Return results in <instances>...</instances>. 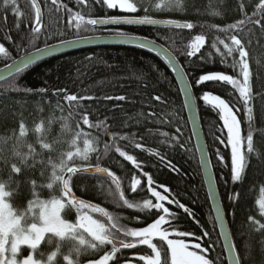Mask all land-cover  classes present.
Instances as JSON below:
<instances>
[{
  "label": "trees",
  "instance_id": "1",
  "mask_svg": "<svg viewBox=\"0 0 264 264\" xmlns=\"http://www.w3.org/2000/svg\"><path fill=\"white\" fill-rule=\"evenodd\" d=\"M37 1L42 13V28L38 36L32 33L35 16L29 0H14V3L9 0L7 5L4 0H0V45L8 51V56L0 54V67L49 44L79 37L114 34L115 31L148 38L164 46L187 74L217 193L241 264H264V229H259L249 219L251 217L264 223V211L259 206V202L264 200V100L253 101L254 151L251 154L246 152L248 165L243 178L233 183L226 129L223 128L218 110L205 104L201 97L204 92H211L225 99L234 111L239 108L238 116L246 136L248 125L244 108L238 92L231 85L219 81H208L200 85L196 83L201 75L214 71L237 76L228 66L232 58L222 64L220 55L211 46L217 37L225 39L237 34L248 42L253 93H264V29L248 24L242 33L239 30L226 33L219 31L246 17H253V13H256L253 19L264 20V12L257 8L260 0H181L182 10L153 11L146 5L138 7L135 14L108 9L103 0H57L56 5L51 0ZM76 13L85 19L146 15L150 18L187 21L193 23L194 27L182 30L113 26L91 30L92 26H87L89 30L84 27L77 30L69 24L70 18ZM199 34L205 35L206 43L196 56L189 57L187 45ZM217 46L224 51L222 45ZM72 94L77 95L78 99L82 96H92L94 99L80 101L79 105L75 101L68 103L65 96ZM119 95L125 96L126 100L105 99L106 96ZM157 95L161 97L160 101L152 99ZM85 115L91 127L83 124ZM21 123L25 126L23 137L20 136ZM37 127L41 128L40 132L36 131ZM177 127L181 128L179 135L175 131ZM77 132L87 133V138L93 140L96 148V152L91 153L87 161L76 156L71 161L67 160L68 151L74 152L77 146L81 149L84 147L83 135L78 138L76 146L71 144ZM161 133H167V136ZM112 134H116L115 141L111 139ZM172 137H178L179 143ZM137 143L142 147L137 148ZM44 144L49 147L44 148ZM105 144L109 145L107 153ZM180 144L184 147L181 148ZM117 146L135 156L141 167L137 168L121 157L115 151ZM17 152L27 157L26 164L19 162ZM62 154H65L63 161L66 165L63 171ZM168 161L174 167L168 166ZM12 163L21 167L20 173L11 171ZM97 165L109 169L119 178V190L112 177L81 172L71 174L66 170L67 167L83 169ZM145 172L153 177L152 187L174 201L171 204L168 201L162 202L175 214V219L166 217L170 223L163 227L168 228L170 233H191L183 238L185 242L194 244L202 241V247L208 249V258L218 264H228L180 90L167 66L156 55L131 45L80 49L30 65L0 82V183H4L5 190L12 193L6 200L18 211L27 212L29 205L38 200L62 199L65 205L61 212L63 219L76 222L79 213L87 212L105 224L117 241H129L132 238L124 235V229L145 227L163 214L154 208L130 209L120 199V193L123 192L124 199L134 205H142L146 199L152 200L153 204L157 203L149 190L147 177L143 174ZM56 176L69 180L72 194L83 200V205L73 204L71 198L63 197V185ZM134 178L141 180L136 191H132L131 187ZM50 184L51 188L48 187ZM175 201L189 211L185 212ZM35 211L38 212V208ZM104 212L112 217L111 221ZM31 215L29 213V221ZM205 231L209 236L203 235ZM49 237L52 244L48 243ZM57 241L58 238L52 234H46L38 252L52 251ZM77 244V241L70 238L60 241L62 255L56 258V264H67L63 257ZM161 249L163 259L167 255V248L163 246ZM111 250L112 246L108 244L88 249L79 257V264L99 259ZM134 254H150V249L141 244L130 249L122 248L109 264L128 260ZM73 258L76 259L75 255Z\"/></svg>",
  "mask_w": 264,
  "mask_h": 264
},
{
  "label": "snow or ice",
  "instance_id": "2",
  "mask_svg": "<svg viewBox=\"0 0 264 264\" xmlns=\"http://www.w3.org/2000/svg\"><path fill=\"white\" fill-rule=\"evenodd\" d=\"M7 5L9 0H4ZM99 2V0H97ZM14 3V0H13ZM53 5L57 4V0H51ZM138 3L139 0H103V4L106 5L108 9H119L123 13L135 14L138 12ZM33 7L35 8V20L32 26V33L36 36L41 32L42 28V15L41 8L36 0H33ZM158 9H176L182 10L183 4L181 0H160V2L156 5ZM257 8L264 12V0H260ZM256 16V13H253V17ZM253 17H246L244 20H239L235 24L228 25L226 28L219 29L221 32H229L236 31L239 32L244 31V26L250 24L252 26H259L261 29H264V20L260 18L253 19ZM73 21H75L73 25ZM167 24L174 26L175 28H183V29H192L194 24L191 22H181L179 20H156L152 19L148 16H135V15H121V16H108L105 18H89L85 19L83 15L80 13H76L69 20L70 26H74L75 29L79 30L82 27L85 30H89L87 26H92L91 30H96L97 26L101 25H121V24H138V25H157V24ZM212 27H217L216 25H212ZM114 36L118 39L126 43H134L135 46L148 49L150 51H156L155 48L152 47L154 41L149 40L148 38H141L136 36H128L124 31H115ZM88 37H79L75 40H62V44L73 45L79 42V39H86ZM206 43V37L203 34L195 35L191 42L187 45L188 51L187 56L194 57L200 50L204 47ZM247 41H245L240 35L232 34L227 36L225 39H220L217 37L213 43L212 48L216 50V52L220 55L221 63L225 64L228 61V58H232V62L229 67L233 69L234 72L237 73V76H233L230 74H225L224 72L214 71L204 75H201L199 79L196 81L197 85H200L204 82L208 81H219L224 82L228 85H231L232 88L238 92L239 100L242 103L244 108V113L246 116V123L248 125L247 135L245 136L242 132L241 119L238 116V112L240 111L237 108L235 111L233 107L229 105L225 99H222L219 95H214L211 92H204L201 99L205 102V104L210 105L214 110H218L219 118L223 122V128L226 129L227 136V146H230L231 152V179L233 183L241 181L245 172V169L248 165V154L253 153V120H254V100H264V93H260L254 95L253 86H252V71L250 70L249 65V51L247 50ZM217 45H222L224 51H221V48ZM55 45L45 46L44 48H37L35 52H27L24 56H22L19 62H13L6 67V71L4 73H0V80H4L8 76H12L14 73H20L23 69L29 67V65L33 64L39 57L49 54L50 52H54L56 50ZM0 54L3 56H8L7 49L0 45ZM163 54L166 62L171 66L173 71L176 73L177 77L184 84V87L181 89L185 95V107L190 105L192 101V92L191 86L187 79V74L182 67H179L177 64L176 58L168 52L167 49L161 48L160 51L157 52V55ZM238 55V58H237ZM94 99L92 96H82L77 97V95H67L65 96V100L68 103L73 101L77 102L79 105L80 101L83 100H91ZM105 99L108 100H118L125 101L126 97L123 95L119 96H106ZM152 99L160 101L161 97L159 95L152 97ZM143 116V113H140ZM193 123L195 124V118H193ZM83 124L91 127L89 123V118L87 115L84 116ZM37 132L41 131L40 127H37ZM151 131V130H150ZM176 133L181 134V128L177 127L175 129ZM25 135V126L23 123L20 124V136L23 137ZM83 135L85 138L83 140V149L80 147H75V151H68L66 153L67 160L71 161L74 156L81 158L82 160L87 161L89 159V155L93 152H96V148L93 146V140L87 138V133H76V138L71 140V144L76 146L78 144V138ZM161 135L167 136V133H161ZM111 139L113 141L116 140V134H112ZM120 139H125V137H120ZM173 140H176L179 143L178 137H172ZM224 141L222 140L221 143ZM164 143V141H161ZM246 146V151H245ZM44 148H48V144L43 145ZM137 148H141L142 145L137 143ZM180 147L183 148L184 145L180 144ZM105 153H107L109 149V145H104ZM115 151L121 156L124 157L127 161L131 162L137 168H140L141 165L137 162V159L133 155H129L127 152L122 151L120 147H115ZM201 156L204 157V149L200 148ZM159 155V153H155ZM63 155L61 159V171L64 170L66 166L63 161ZM16 156L19 158V162L22 164L27 163V157L21 155L19 152L16 153ZM161 160L164 159L163 156L160 157ZM220 160H223V157H220ZM8 161L5 160V164ZM201 163L204 165L205 172L208 174L207 184L209 189V197L215 198L216 188L214 177L211 173L208 172L209 168V160L207 158H203ZM168 166L174 167L171 165V161H168ZM67 172L74 174L80 171L88 172V168L80 169L76 167H67ZM97 172H106L108 176L112 177L113 182L116 185L117 190L120 188V180L116 177L109 169L101 168L99 166L95 169ZM11 171L13 173H20L21 167L17 166V163L11 164ZM147 177V184L149 186V190L151 191V195L156 198L157 203L153 204L152 200L146 199L143 201L142 205H134L129 203L128 200L124 199L123 192L120 193V199L124 200V203L128 208L135 207H143L144 209H156L161 210L163 212L162 215H159V218L155 219L153 223L148 224L146 227L142 228H127L124 229V235L126 237H131L132 239L129 241L119 240L117 241L116 237L113 233H111L108 229H106L105 224L99 222L96 219H93L90 215L84 214L79 217V222L77 224H72L67 222L62 218L61 212L64 209L65 205L62 199L53 198L50 201H36L34 204H30L27 212H22L23 214L31 213L33 216L37 213L39 217L44 220L46 223L43 227H37L35 223L31 224V233L22 231L19 235H15L13 239L10 241L7 239L9 235L8 232L0 231V264H8L7 261V252L5 251V246L10 244V251L12 256L14 257L13 264H35L32 259V256L29 254L22 260L17 259V254L21 250V246L26 245L29 249L35 250L38 245L41 244L42 240H45L46 234L56 233L58 236L70 238L73 241H77L78 244L72 250L76 257V264H79V257L85 253L88 249H97L100 246L105 244L111 245V252H106L103 256H101L97 260L89 261V264H109V261H112L116 253L120 251V249H130L136 247V244L147 245L148 248L151 249L152 255H141L139 256V260L143 261L144 264H218L217 261L208 258L207 251L208 249L202 247V241L194 244H189L185 242L184 237H188L191 235L189 232L185 231H176L171 232L168 228L163 227L166 224H169V219L166 217H171L175 219V214L169 211L168 207L164 206V201H168V203H173V200H169L167 195L161 194L160 191H156L152 185L154 184V180L152 175L148 173H143ZM58 181H60L63 185V197L71 198V203L76 204L75 198L72 196V188L69 186V180L64 179L63 176L55 177ZM141 184L140 179H133L132 182V191H136L138 185ZM49 188L52 185H48ZM163 187V185H160ZM165 192L168 191L167 188L164 189ZM12 195L9 191L5 190V184L0 183V229L7 227L11 229L14 226V223H19V221L8 222L7 225L3 223V209L8 207L6 203V198ZM239 194L237 193V196ZM180 208H183L185 212L189 210L185 208L183 204H179L178 201H175ZM81 205H83V201H79ZM259 206L262 211H264V200L259 202ZM87 207V206H85ZM38 208L39 211L36 212L35 209ZM99 211H104L103 209H99ZM215 219L219 223L220 227L223 228L225 223V215L221 212L219 206L215 208ZM108 219L111 221L112 217L108 215L107 212H104ZM253 224H257L259 229H264V223H260L259 221L253 220L251 217L249 218ZM52 221V223H48ZM113 228L116 227L115 224L112 225ZM80 230H83V233H87L91 239H85V236L81 233ZM224 237L223 248L227 251L229 257L231 258V264H241V258L237 253V249L235 244L230 241L228 233H221ZM170 235H174L178 238H169ZM205 237L209 236V233L205 231L203 233ZM158 238L160 241L166 242L167 245V255L162 259V249L158 248L153 240ZM200 239V238H196ZM49 244H52V241H48ZM211 247V245H209ZM63 259L67 262V264H72V260L69 259L68 255H65ZM49 260H52V257H49Z\"/></svg>",
  "mask_w": 264,
  "mask_h": 264
},
{
  "label": "water",
  "instance_id": "3",
  "mask_svg": "<svg viewBox=\"0 0 264 264\" xmlns=\"http://www.w3.org/2000/svg\"><path fill=\"white\" fill-rule=\"evenodd\" d=\"M29 2L33 5V0H29ZM36 3H38L37 0H36ZM41 15H42V13H41ZM34 16H35V8H34ZM152 19L161 20V21L169 20L167 18H152ZM34 20H35V18H34ZM172 20H174V19H172ZM181 22H185V21H181ZM113 26H145V27H154V28H173V29L188 30V29H183V28H175L174 26L163 24V23L157 24V25H148V24H145V25H138V24H132V25H128V24L101 25V26H97V27H113ZM141 38H144V37H141ZM75 39H78V38H75ZM75 39H70V40H75ZM149 40H151V39H149ZM152 41H154V40H152ZM51 45L57 46L56 50L54 52H50L47 55L39 57L33 64H36L38 62H41V61H43L45 59H48V58H51V57H54V56H57V55H61V54H64V53H68V52H72V51H76V50H80V49H87V48L101 47V46H123V45L135 46L134 43H126V42L122 41L121 39L116 38L114 36V34H101V35L88 36V38H86V39H79V42L76 43V44H73V45L62 44L61 42H57V43L49 44V45H46V46H51ZM44 47L45 46H43L41 48H44ZM135 47H137V46H135ZM152 47L155 48L156 51H150L148 49L147 50L152 52L154 55H156L167 66V68L171 72L172 76L174 77V79H175V81H176V83L178 85V88L180 90V93H181V96H182V100H183V103H184L185 102V95H184V92L181 90L184 87V84L177 77L176 73L173 71L171 66L166 62V60L164 59L163 54L157 55V52L160 51L161 48H164V49H166V48L164 46H162L161 44H159L158 42H156V41H154V44L152 45ZM35 51H36V49L33 50V51H30V52H35ZM25 54H23V55L19 56L18 58L12 60L8 64L0 67V73H4L6 71L7 65H9V64H11L13 62H19L20 58L22 56H24ZM33 64H31V65H33ZM177 64H178L179 67H181L180 64L178 63V61H177ZM9 77H11V76L6 77L4 80L8 79ZM4 80H0V82H2ZM184 107H185V103H184ZM185 110H186V114H187V117H188V121H189L190 129H191L194 145H195V148H196L197 156H198V159H199V166H200V169H201V173H202L203 180H204L205 187H206L207 194H208L209 193L208 184H207L208 174L205 172L204 165L201 163L203 158H207L208 159V154H207V149H206V145H205V141H204V137H203V132H202V129H201V126H200V122H199V119H198V115H197V111H196V106H195V101H194L193 94H192V101L190 102L189 106L185 107ZM193 118H195V124L193 123ZM200 148L204 149V154H205L204 157L201 156V152L199 151ZM97 166H99V165H97ZM97 166L87 167L89 169L88 172H84V171H80V172L81 173H85V174H89V175H101V176H105V177H110V176H108V174L106 172H97L95 170ZM101 168H103V167H101ZM208 172L211 173L212 176H213L210 163H209ZM215 188H216V185H215ZM72 196L75 198V200L77 202L76 204H78L79 201H83V200L79 199L78 197H76L74 194H72ZM208 198H209L210 206H211L212 213H213V216H214V219H215V216H216L215 208L217 206L220 207L221 212L223 213V210H222V207H221V203H220V200H219V196H218V193H217V189H216L215 198L213 199V198L209 197V195H208ZM215 222H216V225L218 227V231H219V234H220V238H221L222 244H224V237L221 234L222 232H227L228 236H229V239L231 241L229 230H228L227 223H226V219H225V223H224L223 228L220 227V225L216 221V219H215ZM225 254H226V258H227V263L231 264V258L229 257V255H228L226 250H225Z\"/></svg>",
  "mask_w": 264,
  "mask_h": 264
},
{
  "label": "clouds",
  "instance_id": "4",
  "mask_svg": "<svg viewBox=\"0 0 264 264\" xmlns=\"http://www.w3.org/2000/svg\"><path fill=\"white\" fill-rule=\"evenodd\" d=\"M6 203L8 207L3 209V223L7 225V223L10 221L11 222L19 221V223H14V226L11 229H8L7 227L0 229V231L9 233V235L7 236V239L9 241L13 239L15 235H19L22 231L31 233L32 231L31 224L33 223H35L37 227H43L42 221L40 220L38 213L34 216L31 215V220L29 221V214H23L22 212L18 211L8 201H6ZM51 234L56 238H58L56 246L52 249V251L47 253L38 252L39 246L41 244L38 245L35 250H32V253L30 255L32 256V259L35 262V264H56V258L62 255L60 241H63L66 237L58 236L54 232ZM48 241H52L51 237H49ZM42 242H44V240H42L41 243ZM10 247H11L10 244H7L5 246V251L7 252L8 264H13L14 257L11 254ZM50 256L52 257V260H49ZM68 256L69 259L72 260V264H76V259L73 258L74 253L72 251L69 252Z\"/></svg>",
  "mask_w": 264,
  "mask_h": 264
},
{
  "label": "rangeland",
  "instance_id": "5",
  "mask_svg": "<svg viewBox=\"0 0 264 264\" xmlns=\"http://www.w3.org/2000/svg\"><path fill=\"white\" fill-rule=\"evenodd\" d=\"M160 2V0H139V3H138V7H141V6H148L149 7V9H151V10H153V11H165V12H167L169 9H163V10H161V9H158L157 7H156V5L158 4ZM39 210V209H38ZM84 214H87V215H90L89 213H87V212H82V213H79L78 215H77V217H76V222H70V221H67V222H69V223H72V224H77L78 222H79V217L80 216H82V215H84ZM91 216V215H90ZM93 219H95L93 216H91ZM40 220L42 221V224H43V226L45 225V221L44 220H42L41 218H40ZM48 223H52V221H49ZM151 223H153V222H151ZM146 227V226H145ZM81 231V233L85 236V239H91V237H89L88 235H87V233H83V230H80ZM169 238H176V237H169ZM156 240L157 241H159L160 242V244H158L157 242H156ZM162 242V243H161ZM153 243H155L156 245H157V247L158 248H160L161 249V247H163V246H165L166 248H167V245H166V242H164V241H160L158 238H155L154 240H153ZM138 244V243H137ZM147 246V245H146ZM148 247V246H147ZM150 249V248H149ZM32 253V250L31 249H29L26 245H23V246H21V250H20V252L18 253V256H17V259H19V260H22L23 258H25L27 255H29V254H31ZM153 253H152V251H151V249H150V254H134V255H131V257L128 259V260H123V261H121V262H118V263H115V264H144V262L143 261H140L139 260V256H141V255H152ZM97 260V259H96ZM83 264H89V261L88 262H85V263H83Z\"/></svg>",
  "mask_w": 264,
  "mask_h": 264
},
{
  "label": "bare ground",
  "instance_id": "6",
  "mask_svg": "<svg viewBox=\"0 0 264 264\" xmlns=\"http://www.w3.org/2000/svg\"><path fill=\"white\" fill-rule=\"evenodd\" d=\"M217 153H218V152H217ZM217 153H216V154H217ZM214 155H215V154H214ZM222 157H223V156H222Z\"/></svg>",
  "mask_w": 264,
  "mask_h": 264
}]
</instances>
